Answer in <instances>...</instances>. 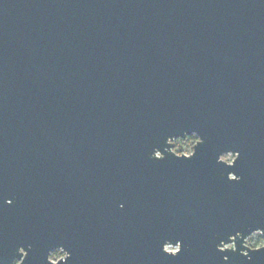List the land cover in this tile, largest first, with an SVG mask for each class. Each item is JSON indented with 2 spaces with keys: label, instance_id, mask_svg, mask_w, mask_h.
I'll return each mask as SVG.
<instances>
[{
  "label": "water",
  "instance_id": "1",
  "mask_svg": "<svg viewBox=\"0 0 264 264\" xmlns=\"http://www.w3.org/2000/svg\"><path fill=\"white\" fill-rule=\"evenodd\" d=\"M259 230L264 0H0V264H264Z\"/></svg>",
  "mask_w": 264,
  "mask_h": 264
},
{
  "label": "clouds",
  "instance_id": "2",
  "mask_svg": "<svg viewBox=\"0 0 264 264\" xmlns=\"http://www.w3.org/2000/svg\"><path fill=\"white\" fill-rule=\"evenodd\" d=\"M197 140L195 138H190L189 139V151L187 153H185L184 155L186 156H191L192 155V151H191V146L196 144ZM234 180H237L238 177H233ZM5 203L10 204L11 201L10 200H5ZM237 236H239V233H237ZM229 240H233L232 237H229ZM180 245L177 246L176 249H172L170 250L171 254H174L176 250H178ZM243 246L249 250H259V249H264V236H262L259 231H253L250 235H248L244 241H243ZM219 250L223 251V250H234V243L229 242V243H223L221 242L220 245H218ZM21 259L20 260H14L13 264H22V260L24 258V256L26 255L25 251L23 248H19L17 249ZM65 255H67V253H65ZM244 255H246V253H244ZM48 259L51 261L52 260V256H49ZM225 259H227V257H225Z\"/></svg>",
  "mask_w": 264,
  "mask_h": 264
},
{
  "label": "flooded vegetation",
  "instance_id": "3",
  "mask_svg": "<svg viewBox=\"0 0 264 264\" xmlns=\"http://www.w3.org/2000/svg\"><path fill=\"white\" fill-rule=\"evenodd\" d=\"M190 135H194V134H190ZM187 136V135H186ZM186 136L184 137V138H175L173 141H174V143L175 142H178V140H180V141H182L183 139H185L186 138ZM195 136V135H194ZM196 137V136H195ZM176 154H184V153H182V152H177V151H174ZM227 154H229V156H230V158L227 160V159H223V160H225V161H227V162H231L232 160H233V158L235 157V154L234 153H227ZM223 156V155H222ZM222 158V157H221ZM259 233L262 235V236H264V232L262 231V230H259ZM251 234V233H250ZM249 234V235H250ZM247 237V236H246ZM245 237V238H246ZM169 250V249H168ZM170 250H172V249H170ZM49 256H52V260H58V259H60V258H63L64 256H65V252L63 251V250H61L60 248H56V249H53L51 252H50V254H49ZM57 257V258H56ZM54 260V261H55Z\"/></svg>",
  "mask_w": 264,
  "mask_h": 264
},
{
  "label": "rangeland",
  "instance_id": "4",
  "mask_svg": "<svg viewBox=\"0 0 264 264\" xmlns=\"http://www.w3.org/2000/svg\"><path fill=\"white\" fill-rule=\"evenodd\" d=\"M178 139V138H177ZM196 140H197V138H196ZM177 144H180V145H182V153H187L188 151H189V144H187L186 142H183V140L182 141H180V140H178V142H175L174 143V141H173V147H172V150L173 151H176V149H177V147H178V145ZM193 146V145H192ZM192 146H191V151H192ZM230 158V156H229V154H225V155H223L222 156V159H229ZM175 247V246H174ZM169 250L170 249H173L172 247H169L168 248ZM57 258V257H56ZM55 260V259H54Z\"/></svg>",
  "mask_w": 264,
  "mask_h": 264
},
{
  "label": "trees",
  "instance_id": "5",
  "mask_svg": "<svg viewBox=\"0 0 264 264\" xmlns=\"http://www.w3.org/2000/svg\"><path fill=\"white\" fill-rule=\"evenodd\" d=\"M190 138H195L196 139V137L194 136V135H187L186 136V138L185 139H183V142H186L187 144H189V139ZM178 145V147H177V149H176V151L177 152H182V145H180V144H177Z\"/></svg>",
  "mask_w": 264,
  "mask_h": 264
},
{
  "label": "snow or ice",
  "instance_id": "6",
  "mask_svg": "<svg viewBox=\"0 0 264 264\" xmlns=\"http://www.w3.org/2000/svg\"><path fill=\"white\" fill-rule=\"evenodd\" d=\"M197 143H199V141H197ZM180 251H181V245L179 246L178 250H176L175 253L172 255H175V254L179 253Z\"/></svg>",
  "mask_w": 264,
  "mask_h": 264
},
{
  "label": "built area",
  "instance_id": "7",
  "mask_svg": "<svg viewBox=\"0 0 264 264\" xmlns=\"http://www.w3.org/2000/svg\"><path fill=\"white\" fill-rule=\"evenodd\" d=\"M169 247H172L173 249H176V247H174V246H166V249H168Z\"/></svg>",
  "mask_w": 264,
  "mask_h": 264
}]
</instances>
